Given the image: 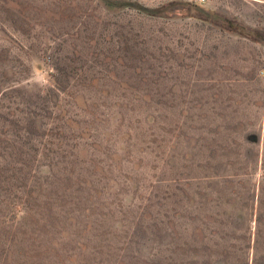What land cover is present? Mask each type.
<instances>
[{"label":"rangeland","instance_id":"obj_1","mask_svg":"<svg viewBox=\"0 0 264 264\" xmlns=\"http://www.w3.org/2000/svg\"><path fill=\"white\" fill-rule=\"evenodd\" d=\"M0 0V264H264V0Z\"/></svg>","mask_w":264,"mask_h":264},{"label":"trees","instance_id":"obj_2","mask_svg":"<svg viewBox=\"0 0 264 264\" xmlns=\"http://www.w3.org/2000/svg\"><path fill=\"white\" fill-rule=\"evenodd\" d=\"M106 9L112 10H123V9H134L140 13H144L154 18H166V17H191L192 10L190 7H184L179 3H170L159 8H145L139 4H134L125 1H110V0H99Z\"/></svg>","mask_w":264,"mask_h":264}]
</instances>
